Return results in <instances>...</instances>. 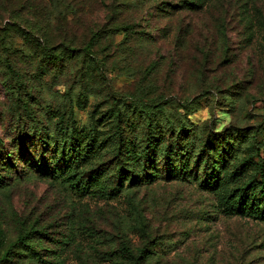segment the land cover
Here are the masks:
<instances>
[{"label": "rangeland", "instance_id": "rangeland-1", "mask_svg": "<svg viewBox=\"0 0 264 264\" xmlns=\"http://www.w3.org/2000/svg\"><path fill=\"white\" fill-rule=\"evenodd\" d=\"M10 1L0 27L13 25L16 14L22 29L42 37L34 29L41 18L29 7L50 0ZM182 1L194 6L179 9ZM169 4L178 7L160 12ZM112 5L88 0L77 17L61 8L63 22L55 10L58 40L81 47L94 32L101 36L92 56L63 72L42 70L32 44L18 35L12 67L1 57L0 166L8 164L10 177L0 188V259L9 252L2 264H134L124 259L126 248L136 256L147 248V261L138 264H264V219L247 211L262 199L264 183V0L122 6L115 18L144 33L131 42L110 30ZM61 114L83 136L96 130L106 143L117 130L142 150L151 124L168 154L148 156L140 186L128 188V181L125 191L104 194L97 188L118 184L107 148L101 168L109 177L83 195L51 175V151L37 140ZM208 138L217 151L210 146L201 162ZM92 161L84 164L85 183L98 168ZM225 201L238 211L227 213ZM31 230L54 240L27 237L43 261L15 245Z\"/></svg>", "mask_w": 264, "mask_h": 264}, {"label": "trees", "instance_id": "trees-1", "mask_svg": "<svg viewBox=\"0 0 264 264\" xmlns=\"http://www.w3.org/2000/svg\"><path fill=\"white\" fill-rule=\"evenodd\" d=\"M98 1V0H96ZM148 0H113V5L111 6V13L110 23L113 24L112 28L110 29L112 33H123L125 40L131 42L132 40H136V36L141 35L143 32L136 31L135 24L132 22H126L125 20H119V18H115L114 15L122 14V12H118L122 6H126L128 8H133L135 6H139L140 4H145ZM88 2V0H50L48 3L42 4V6L37 7H29L32 10L34 16H40L41 20L37 22L38 26L34 27L36 29V34H42V37H38L35 34H32L27 31L26 29L21 28L20 16L14 14L11 16L13 20V25H6L4 27H0V65L3 60L1 57H5V64L4 66L12 67V63L8 64L9 58L12 59V53L15 50V42L14 37L16 35L23 38L25 41L32 44L35 51V56L38 57L39 66L44 71L51 72L52 70H57L63 72L65 67L73 64L83 56H92L94 45V41H100V33L94 32L93 37L88 42H85L81 47L73 45V42L69 43L68 40L63 37V39L58 40L55 37V27L52 25V19L54 16V12L59 11V15L55 18L57 21L63 22L65 20L61 8L69 11L71 9L72 14L75 17L79 16L80 13H83L85 8L89 6L86 4L85 8L83 5ZM104 3V2H103ZM183 6H179V9H189L191 6H194L193 3L182 1ZM105 6H108L104 3ZM11 6L10 0H0V19L3 17V13H8L10 10L7 8ZM168 9L160 8V12H167L172 14V11H175L178 6L169 4ZM171 9V10H170ZM15 11V10H14ZM116 19V20H115ZM60 22V23H61ZM18 23V24H17ZM64 25V24H63ZM32 29V30H34ZM62 30L60 29V33ZM93 32V31H92ZM59 34V31H58ZM144 34V33H143ZM38 37V40L34 38ZM57 39V40H56ZM96 39V40H95ZM4 53L5 56H2ZM85 56V57H84ZM84 68V65H82ZM11 83V82H10ZM12 88V84L10 85ZM21 87V84H20ZM69 120V121H68ZM151 124L148 130V144L144 148V150L136 148L134 143L129 142L122 133L116 130L115 134L110 137L109 140L105 143L99 134H97L96 130L89 132L83 136L80 134V131L76 129L74 125V120L71 118L67 119L64 114L58 118L55 123V127L53 130H48L46 133L47 135H40L37 139L38 142L41 143L42 149L45 150V153L49 154L51 151L50 159L54 167L52 168L51 175L54 177H58L62 182L68 183L72 189L79 193H86L94 192L92 188H95L99 185L102 181V178L109 177V171L102 170V158L105 156V151L107 148L113 151V158L115 159V165L112 168L113 177L117 178L118 184L112 188L106 187L103 184L101 187L97 188L102 193H108L110 189H113L114 193H121L126 189V183L129 182L128 188L135 187V185L140 186L136 180L141 179V174L139 168L144 166L147 162L148 156H156L157 152L163 151L168 154V149L166 148H159L161 143V135L157 133L156 130L151 128ZM86 142V144H84ZM210 146L212 149L215 148L213 139L208 138L203 146V151L199 160L204 161L205 157L203 153H208L210 151ZM217 151V146L214 150ZM2 152V140L0 139V154ZM96 158V159H95ZM217 158V157H216ZM95 159V160H94ZM90 160H93L89 165H98V168L95 171L93 169V180L89 183H85L83 176L84 172L86 171V167L84 164L88 163ZM197 160V164L199 162ZM1 163V162H0ZM63 164L65 166L64 170H57L55 165ZM217 162L214 161V165ZM5 166H0V188H6L10 185V177L8 176V164H4ZM132 168L130 171L127 167ZM92 170V169H90ZM6 172L4 174L3 172ZM99 183V184H98ZM103 183V182H102ZM89 184V185H88ZM251 183H247V185L242 189L243 191H248L250 189ZM90 190V191H89ZM88 191V192H87ZM262 199L257 204L252 203L250 207L247 208L248 213L253 216L255 219H264V183L262 184ZM224 210L227 213H236L238 208H232V206L225 201ZM247 207V203H242V209ZM32 231V232H31ZM26 234H20L15 245H20L26 249L27 253L35 258L40 259L43 261V257L41 253L34 248L27 244V237H33V235H44L47 239L49 238L48 234L45 233H38L37 231L31 230ZM62 246L65 245L64 242ZM139 255L136 256L130 250V248H126L124 259L125 260H132L134 264H138L139 260L143 258V260L147 261V248H142L139 251ZM9 256V252L5 253L4 256L0 259V264L7 260ZM54 264V263H50Z\"/></svg>", "mask_w": 264, "mask_h": 264}]
</instances>
